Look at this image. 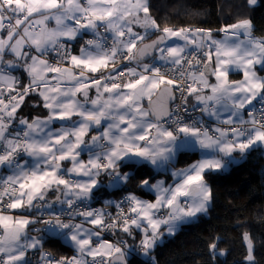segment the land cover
Wrapping results in <instances>:
<instances>
[{
  "label": "snow or ice",
  "instance_id": "6c2138e0",
  "mask_svg": "<svg viewBox=\"0 0 264 264\" xmlns=\"http://www.w3.org/2000/svg\"><path fill=\"white\" fill-rule=\"evenodd\" d=\"M219 31L222 40L200 28L161 29L148 0H0V169L9 172L0 178V264H31L28 251L48 238L70 241L75 254L56 260L42 252L44 264H130L136 247L104 240V232L133 239L142 233L139 249L149 257L162 226L173 235L180 223L207 211L206 173L222 170L236 151L264 145V77L256 72L257 65L264 69V37L252 35L248 19ZM155 32L160 35L145 44ZM6 54L13 57L7 64ZM21 66L29 82L18 90L20 81L9 70ZM233 70H242L243 79L229 80ZM31 94L41 98L47 115L17 123ZM190 97L196 101L191 111ZM196 110L201 117L192 115ZM204 116L215 126L209 128ZM182 150H199L201 159L172 171V185L151 183V174L141 179L154 201L129 193L91 207L102 175L109 187L121 188L144 166L167 172ZM50 191L58 193L52 201ZM113 205L115 215L105 210ZM161 209H168L166 216ZM244 240L245 259L253 264L247 233ZM216 249V241L209 244L213 259L224 255Z\"/></svg>",
  "mask_w": 264,
  "mask_h": 264
},
{
  "label": "trees",
  "instance_id": "16d2710c",
  "mask_svg": "<svg viewBox=\"0 0 264 264\" xmlns=\"http://www.w3.org/2000/svg\"><path fill=\"white\" fill-rule=\"evenodd\" d=\"M251 5L248 0H149L150 15L161 29L164 27L200 28L211 30L214 37H221L219 31L227 25L248 19L252 24V35L264 37V0H255ZM160 35L155 32L144 42ZM75 49L79 47L74 46ZM18 89H22L26 79L21 76ZM42 113V114H40ZM43 107L38 97L29 95L17 111V117L30 119L42 116ZM193 155L180 157L178 165L190 163ZM128 170L127 168L122 171ZM151 174V181L159 174L144 166L137 170L136 176L122 189L112 192L121 196L133 192L141 194L140 181ZM205 180L209 184L212 198L207 216L198 217L187 224L172 237L143 256L141 250L127 259L130 264H245L247 246L244 234L247 233L253 243V264H264V152L252 149L227 172H208ZM97 204V203H96ZM93 203L95 206H99ZM121 232L117 237L121 239ZM217 243L215 259L209 252V244ZM46 246L73 255V250L59 240L46 239Z\"/></svg>",
  "mask_w": 264,
  "mask_h": 264
},
{
  "label": "crops",
  "instance_id": "0c3cea01",
  "mask_svg": "<svg viewBox=\"0 0 264 264\" xmlns=\"http://www.w3.org/2000/svg\"><path fill=\"white\" fill-rule=\"evenodd\" d=\"M14 22H15V21H14ZM48 27H49V28H53V27H55V21L53 20V21L49 22ZM6 34H7V33L4 32V35H5V36H6ZM213 38L218 39V40H222V39H224V34H223L221 37H214V36H213ZM241 38H243V36H241ZM86 39H87V36H85L84 39H82V40H80L79 42H77L78 45H79V47H77L76 49H75L74 46H77V43L74 44V46H73V54H78L80 46L84 43V40H86ZM12 59H13V57H12L11 55H7V54H6V55L4 56L5 64H7V62H8L9 60H12ZM213 59H214V57H213ZM130 66H131V65H130ZM132 67H135V64H132ZM9 71H10V74L16 76V77L18 78V80H20L21 76H24L25 79H26L25 84H27V83L29 82V78H28V76H27V73L24 72L22 66H21V67H17V68H15V69H11V70H9ZM256 72H257V75H258V76H260V77H264V70L261 69V68L259 67V65L256 66ZM242 79H243V71H242V70H233V71H231L230 74H229V80H231V81H238V80H242ZM209 81H210V83H215V78L210 76V77H209ZM18 86H19V84H17V86H16L17 89H18ZM18 90H19V89H18ZM32 95L38 97L39 102H40V105L42 106L43 102H42L41 98H40L38 95H36V94H31V96H32ZM95 95H96L95 90H94V89L91 90V92H90V97H93V98H94ZM79 98H80L81 100H83V97H82V96L79 97ZM25 101H26V97H25V100H24L23 104L25 103ZM147 102H148L147 99H145V100L143 101V104H144L145 107H147V106H146V103H147ZM190 103H191L192 105L196 103V101H195V99H194L193 97H190ZM23 104H22V105H23ZM22 105H21V107H22ZM21 107H20V108H21ZM42 107H43V106H42ZM43 110H44V114H43L42 116L40 115V116L30 117V119H28V120L31 121V120H32L33 118H35V117L44 118V117L47 115V110L44 109V108H43ZM40 114H42V113H40ZM20 118H23V116H18V117H17V123H18V121H19ZM203 118H204L205 120H207L209 123L214 124V126H215V121H214V120L209 119L207 116H204ZM55 127H59V123H57V124L55 125ZM95 134H96V132L93 130V131H92V132L86 137V139H90L91 135H95ZM253 149H261V150H263V152H264V145H257V146L254 147ZM249 151H250V150H249ZM249 151H246L244 154H241L239 151L234 152V153L232 154V156L234 157V159H230V161H229L228 163H226L225 167H224L222 170H219V171H212V172H221V173L227 172V171L230 169V167H231L232 165L238 163V162H239V161H240V160L246 155V153L249 152ZM186 155H193L194 157H193L192 161H191L190 163H187V164L184 165V166L178 165V161H179L180 157L183 158V157L186 156ZM81 159L87 160V154L83 155V156L81 157ZM200 159H201V153H200L199 150H197V151L182 150V151H180V152L177 154V156L175 157L174 162H173L172 164L168 165V171H167V172H164V171L157 172V173L159 174V177L156 178L154 181H151V183L154 184V183H156V181H161V180H162V181L165 182V187H167L168 185H172V184L174 183V181H173V177H172V175H171L172 171H176V170H181V169L188 168L190 165H192L193 163L197 162V161L200 160ZM64 167H65V168H67V167H71L70 162H64ZM128 170H129V169H128ZM128 170H126V171H128ZM155 172H156V171H155ZM8 174H9V172H8L7 170L0 169V178H6V176H7ZM100 180H101V186H100V188H99L98 190L95 191V196H94L93 200L91 201V205H93V203H95V204L97 203L96 205H99V208H104V207H105V205H104V202H105V201H110V199L113 198V197H115V198L119 197L118 195H117V196L112 195V192H113V191H116V190H120V189H122L124 185H123L121 188H112V187H109V186H108V184H109V178H108L107 176H103V175L100 177ZM207 184H208V183H207ZM208 185H209V184H208ZM209 187H210V186H209ZM140 188H141V187H140ZM141 190H142V191H141V194H135V193H134V194H135L137 197H139L140 199L145 200V201H154V200H155V193H154V192H152V191H148V190H146V189H142V188H141ZM130 193H133V192H130ZM128 194H129V193H126V194H123V195H128ZM121 196H122V195H121ZM47 197H48V199H50V200H54L55 197H56V194H55L54 191H50ZM182 199H183V198H182ZM210 203H211V201H210L209 204H208V208H207V211H206V212L198 214L197 217H195V218H193V219H191V220H188V221H186V222L180 223V224L178 225V227H177V230H176L175 234L181 229V227H183V226H185V225H187V224H190L191 222L195 221L198 217H201V216H207V215H208L209 208H210ZM94 206H95V205H94ZM106 209H108V208H106ZM160 212H163V213L165 214V216H166L167 213H168V209H161ZM160 232L162 233V238H161V240L157 241V245H158V244H162L167 238L172 237V236L175 235V234H173V235H169V234L167 233V231H166V228H165L164 226L161 227ZM121 233H122V234H121V239H122L123 241H126L128 244L133 245L134 247H136L137 250H136L135 253H137L138 250H140V249H139V242H140V239L142 238V235H143V234L140 233V234L136 235L135 239H133V237H129V236H127L126 234H124L123 232H121ZM29 235H30V236H36V235H40V234H39V233H36V232L29 231ZM50 239H52V238H50ZM109 240H110V239H109ZM59 241H60V240H59ZM110 241H111V240H110ZM45 242H46V240H45ZM45 242L43 243L42 247H40V248H38V249H30V250L28 251V253H27V258H28L30 261H34V258H39V259H41V253H42V252H43V253H48L49 256L55 258L56 260H59L61 257H72V256L75 254V250H74V248L71 246V242H70V241H67V242H62V241H60V242L63 243L64 245H66V246L68 247V249L73 250V255H66V254H64V252H62V251H60V250L54 249V248H52L51 246H46V245H45ZM111 243H112V241H111ZM34 256H35V257H34ZM129 256H130V255H129ZM129 256H128V257H129ZM128 257H127V258H128Z\"/></svg>",
  "mask_w": 264,
  "mask_h": 264
},
{
  "label": "built area",
  "instance_id": "2783aa9c",
  "mask_svg": "<svg viewBox=\"0 0 264 264\" xmlns=\"http://www.w3.org/2000/svg\"><path fill=\"white\" fill-rule=\"evenodd\" d=\"M13 23H14V21H13ZM103 31H104L103 29H100V32H101V33H103ZM90 38H92V36H91V35H88V36H87V39H90ZM201 55H202V54H201ZM131 66H132V65H131ZM176 96H177V99H176L175 103H180V101H179V93H176ZM5 99H7V92H5ZM191 105H192V104L190 103V98H189V110H190V111H191ZM256 107L259 109V108L261 107V105L257 103V104H256ZM192 115H194V116H196V117H201V112H200L199 110H196L195 112L192 113ZM245 118H247V114H246V113H245ZM203 119H204V118H203ZM204 120H205V119H204ZM205 121L207 122L209 128L214 127V124L209 123L207 120H205ZM225 127H226V126H225ZM125 196H126V195H122V196H119V197H117V198L113 197V198L110 199V201H113V202L121 201V200H123V198H124ZM91 207H92V208H97V209L99 208V206H94V205H91ZM124 208H125V211H127V205H125ZM105 210H106L107 212L111 213L112 215H115V213H116V211H117L116 208L114 207V205L108 207V209H105ZM159 215L164 216V214H162V213H160ZM34 227H41V225H34ZM118 233H119V231H116V232L114 233L113 231L109 230V231H107V232H104L102 237L107 238V239H110V240L112 241V243L116 244V243H118L119 241H121V240H119L118 237H117ZM34 257H35V256H34ZM97 259L99 260L100 258L98 257ZM31 264H44V261H42V260L39 259V258H34V261H31Z\"/></svg>",
  "mask_w": 264,
  "mask_h": 264
},
{
  "label": "water",
  "instance_id": "95a60500",
  "mask_svg": "<svg viewBox=\"0 0 264 264\" xmlns=\"http://www.w3.org/2000/svg\"><path fill=\"white\" fill-rule=\"evenodd\" d=\"M156 38H154V39H152V40H155ZM152 40H148V41H146V42H144L145 44H148V43H151V41ZM153 59V57H147L146 59H145V63H148V62H150V60H152ZM159 95V93H157V96ZM156 96H154L152 99L153 100H156ZM146 106H148V102L146 103ZM55 192V191H54ZM48 194H49V192L47 193V196H48ZM55 194H56V196L58 195V193L57 192H55ZM56 198V197H55ZM47 199H48V197H47ZM49 201H52V200H50V199H48Z\"/></svg>",
  "mask_w": 264,
  "mask_h": 264
},
{
  "label": "rangeland",
  "instance_id": "374dc122",
  "mask_svg": "<svg viewBox=\"0 0 264 264\" xmlns=\"http://www.w3.org/2000/svg\"><path fill=\"white\" fill-rule=\"evenodd\" d=\"M148 2H149V0H148ZM257 4V1H255V3L254 4H251V5H256ZM137 31H142V29H136ZM153 60V59H152ZM152 60H150V62H152ZM149 63V62H148ZM260 67V66H259ZM264 70V69H263ZM160 213H162V214H164L163 212H159V214ZM164 216H165V214H164ZM104 240H107V241H109V242H111L109 239H107V238H104V237H102ZM246 246H247V250H248V245H247V242H246ZM245 264H249V262L248 261H245Z\"/></svg>",
  "mask_w": 264,
  "mask_h": 264
}]
</instances>
